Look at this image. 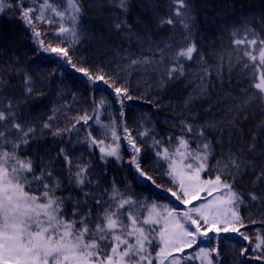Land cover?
<instances>
[{
    "label": "snow or ice",
    "instance_id": "snow-or-ice-1",
    "mask_svg": "<svg viewBox=\"0 0 264 264\" xmlns=\"http://www.w3.org/2000/svg\"><path fill=\"white\" fill-rule=\"evenodd\" d=\"M119 7L126 12L128 0H119ZM9 13L11 15H7ZM82 14L80 0H0V18L18 20L30 33L35 60L44 54L57 57L58 67L42 75L56 77L64 67L70 66L85 77L84 87L104 93L99 100L92 98V115L84 111L72 117L74 122L66 128H54L59 108H53L52 114L38 128L22 120L14 111L12 101L6 105L0 101V264H222L220 241L232 235L248 242L239 250L246 264H264V215L259 220L242 216V206L248 205L244 194L235 187L237 174L242 170L252 169L255 173V165L247 155L255 156L258 136L252 134L251 143L233 150L232 130L242 132L235 127V119L199 126L182 120L177 125L179 135L159 139L153 135L154 129L147 127L134 136L123 121L125 102L135 97L122 73L131 75L134 69H165L161 73L160 83L163 84L165 78L171 80L184 75L185 68L180 61L192 60L195 53L202 62L200 77L210 80L212 71L195 41L190 40L195 23L190 0H174L173 16L161 21L162 25L178 22L188 32L182 39L185 47L175 50L176 42L163 47L155 43V50L150 47L149 55L116 53L122 63L111 72L84 66L86 58L74 60L70 54L81 42ZM260 20L264 24V15ZM115 27L131 32L126 22L117 23ZM238 31L232 32L236 55H228V70L231 73L233 60L236 65L242 64L244 71L251 70L246 79L253 81L250 89L255 92L247 99L236 98V105L230 111L239 116L257 99L264 105V38L248 27L244 28L242 38H235ZM223 70L224 57L221 56L216 66L217 78ZM24 83L33 84V76L27 71ZM200 88L204 89L203 83ZM24 91L31 95L34 88L26 87ZM113 101L120 105V118L104 124L100 112ZM92 120L100 126L101 138L97 139L89 131L86 142L99 148L102 161L114 158L123 163L121 141H125L129 171L138 186L142 181L151 182L157 189L162 187L157 183L159 177L154 178L142 165L144 149L149 148L154 153L155 171L170 183L171 187L165 191L175 198V206L150 202L147 197L138 199L127 184L123 188L115 181L109 188H102L99 181L94 184L91 165L74 164L66 148L60 149L56 159L63 158L68 183L75 186L81 198L59 196L57 192L62 191L64 185L56 175L59 169L54 162L43 158L37 162L32 156L22 155L36 139L38 131L49 130L53 137H62L65 133H78L77 125L90 128ZM258 128L264 132V122ZM209 131L220 133L221 138L209 139ZM225 131L228 132L227 150L217 159L216 146L224 148ZM148 138L152 140L151 145L147 144ZM253 183H264V170L256 174ZM85 189H99V192ZM247 195L249 201L264 205V194L252 191ZM68 203L71 204L70 214L66 208ZM249 224L259 225L253 236L242 231ZM213 240L215 245L211 243Z\"/></svg>",
    "mask_w": 264,
    "mask_h": 264
},
{
    "label": "trees",
    "instance_id": "trees-1",
    "mask_svg": "<svg viewBox=\"0 0 264 264\" xmlns=\"http://www.w3.org/2000/svg\"><path fill=\"white\" fill-rule=\"evenodd\" d=\"M137 1L128 0V9L125 12L119 7V0H80L83 9L80 20L81 42L70 51L73 59L86 58L87 64L84 66L99 67L105 72H111L122 63L116 53L149 55V48L152 47L154 51L155 43H160L163 47L165 44L176 42L175 50L186 46L182 39L188 36V32L178 22L174 25L161 24V21L173 16L174 0H151V4L146 0L141 3ZM190 3L195 20L190 40L195 41L206 66L212 71L210 80L200 77L202 62L195 53L192 60L180 61L185 68L184 75L171 80L165 78L163 84L160 83L161 73L165 69H134L131 70V75L122 73L131 85V94L135 97L132 101L125 102L123 121L133 130L134 136L147 127L154 129L153 135L159 139L173 134L179 135L180 129L177 125L182 120L199 126L208 122L235 119V127L242 132L232 130L233 150L244 143H251L252 134H256V154L247 155V159L252 160L255 165V173L252 169L242 170L237 174L235 187L244 194L248 205L242 206L241 215L246 219L251 216L252 219L259 220L264 215V205L249 201L247 194L252 191L264 194V183H253L256 174L264 170V155H260L264 152V132H260L258 128L261 122H264V105L257 99L239 116L235 111H230L236 105V98L247 99L248 95H254L255 92L250 89L253 81L246 79L251 75V70L244 71L243 65H236L233 60L234 66L229 73L227 60L230 53L236 55L235 46L232 44L233 31L239 30L235 38H242L244 28L248 27L264 38V24L260 20L264 15V0H190ZM122 22L131 26V32L126 28L115 27L117 23ZM148 41L153 44L150 45ZM32 47L30 33L24 30L18 20L0 18V101L4 105L12 101L15 105L14 111L20 114L22 120L29 124L34 123L38 128L43 120L52 114L53 108L60 109L58 119L54 121V128L70 126L74 122L72 117L83 114L84 111L92 115V98L99 100L104 93L84 87L85 77L76 73L70 66L64 67L56 77L42 75L58 67L57 57L54 54H44L39 60H35ZM221 56L224 57V70L217 78L216 66ZM26 71L33 76L31 85L24 83ZM202 83L203 90L200 88ZM26 87H33V94H26ZM245 89H249L248 93L244 92ZM108 99L113 100L112 96ZM186 101L190 102L186 104ZM113 118H120V105L114 101L110 107L100 112V119L104 124ZM89 124L90 128L82 124L77 125L78 133H65L62 137H53L49 130L42 133L38 131L36 139L22 155L32 156L37 162L41 158L54 162V166L59 169L56 175L63 180L64 185V189L57 192L59 196L81 198V193L75 186L68 183V171L63 158L56 159L60 149L66 148L74 164L86 162L91 165L90 176L94 184L99 181L102 188H109L113 181L121 188L127 184L138 199L147 197L150 202L155 200L157 203L175 206V198L165 191L171 185L165 177L155 171L156 159L149 148L142 152V165L154 178L159 177L157 183L162 185L159 189L151 182L141 181L138 186L133 180L127 164L129 154L125 141H121L123 163L114 158H108L107 162L102 161L99 148L90 146L85 140L89 131L92 136L100 139V126L94 120L89 121ZM207 135L213 141L221 138L218 132L209 131ZM223 137L224 148L216 146L217 159L222 151L227 150V131L223 133ZM137 143H140L139 138ZM151 143V138H148L147 144ZM211 163L214 164L215 160ZM85 190L99 192V189ZM66 208L70 214L71 204H66ZM258 227L259 225L249 224L242 231L253 236ZM211 243L215 245L216 241ZM247 243L242 237L235 235L221 240L222 264H246L244 258L239 256V250L246 247Z\"/></svg>",
    "mask_w": 264,
    "mask_h": 264
},
{
    "label": "bare ground",
    "instance_id": "bare-ground-1",
    "mask_svg": "<svg viewBox=\"0 0 264 264\" xmlns=\"http://www.w3.org/2000/svg\"><path fill=\"white\" fill-rule=\"evenodd\" d=\"M142 1H143V0H138L137 2L141 3ZM146 1H147V3L151 4V3H150L151 0H146ZM153 2H154V0H153Z\"/></svg>",
    "mask_w": 264,
    "mask_h": 264
}]
</instances>
